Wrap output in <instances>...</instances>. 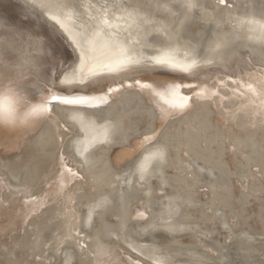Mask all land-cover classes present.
<instances>
[{"label": "bare ground", "instance_id": "obj_1", "mask_svg": "<svg viewBox=\"0 0 264 264\" xmlns=\"http://www.w3.org/2000/svg\"><path fill=\"white\" fill-rule=\"evenodd\" d=\"M226 4L0 0V38L32 41L33 64L6 58L21 113L41 103L45 83L99 95L137 79L212 86L218 74L259 75L264 0ZM242 103L194 98L170 115L121 87L98 108L51 101L50 119L5 125L14 130H0V264H109L107 253L118 264H264V125ZM60 155L82 177L63 189Z\"/></svg>", "mask_w": 264, "mask_h": 264}, {"label": "snow or ice", "instance_id": "obj_2", "mask_svg": "<svg viewBox=\"0 0 264 264\" xmlns=\"http://www.w3.org/2000/svg\"><path fill=\"white\" fill-rule=\"evenodd\" d=\"M220 5H226L232 7L231 4H226V0H217ZM243 23V21H241ZM4 25L0 24V28ZM52 29L53 36L57 35L54 25H49ZM39 43L38 41L36 42ZM32 46L31 38L21 42L14 37L12 40H5L0 38V130L5 132L14 130L5 127L15 126L18 123L26 122L30 117H51L50 102L59 101L62 105L68 106H89L99 107L101 104L108 102V94L118 92L121 87H136L141 92L150 97L153 103L159 104L161 101L163 105L167 107L170 115L182 114L186 110H190L192 107L191 101L195 99L211 100L213 97H218L220 101V107H223V101L227 99H239L245 101V103L238 105V110H244L246 113L251 111L253 115H259L260 122L264 125V68L260 69V74L255 72H245L240 76H230L228 74H218L214 77L213 85H202L199 83H165L159 86H154L152 83L142 82L137 79L127 84H117L116 86H109L106 92L99 95H59L53 90V87L47 83L44 84V89L47 95H41V103L36 104L28 108V110L21 113V108L27 104L25 97L21 93L20 81L18 79L9 77L7 70L9 65L6 62V58L11 54H20L25 64H33L32 57L34 53L30 51ZM39 53L37 48L36 53ZM55 75V73H53ZM247 77V78H245ZM54 85V80L52 81ZM193 90L192 95H185L181 93V89ZM200 89L199 91H195ZM221 90H224L228 95H221ZM217 104L213 101V107ZM225 113H228V109H224ZM232 120L235 121V116H232ZM227 123V122H226ZM254 126V125H253ZM146 140L152 139V137H145ZM186 155V154H185ZM59 172L58 183L61 189L67 186L73 179H82L72 167H69L66 163V158L63 155L59 157ZM2 187V185H0ZM37 197H31L24 200L27 204H36ZM3 205V200H0V206ZM43 207V205H40ZM210 211V209H209ZM28 222V217H25V223ZM75 233L77 240V246L83 248V244L79 241L83 238L79 230L72 226L69 228V233ZM109 256V264H118L111 257V253H107ZM40 260L41 257L37 255L35 257ZM67 264V262H66ZM95 264V262H94ZM139 264V262H136Z\"/></svg>", "mask_w": 264, "mask_h": 264}]
</instances>
